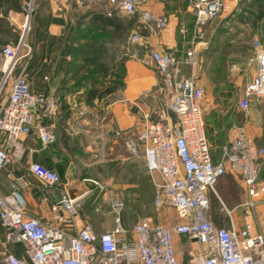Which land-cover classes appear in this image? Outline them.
I'll return each instance as SVG.
<instances>
[{
  "label": "built area",
  "instance_id": "1",
  "mask_svg": "<svg viewBox=\"0 0 264 264\" xmlns=\"http://www.w3.org/2000/svg\"><path fill=\"white\" fill-rule=\"evenodd\" d=\"M102 7L108 16L115 11L132 15L138 0H90ZM194 15L193 34L184 54L176 56L160 50H150V60L163 81L161 105L155 119L145 115L146 122L137 139L143 144V158L154 186L156 209L172 208L177 221L171 224L143 217L134 223L130 232L121 221L123 201L114 197L109 205L115 213L110 230L95 233L84 223L75 234L59 227L45 225L24 214V199L17 192L4 194L0 190V222L7 230V240L19 243L23 255L5 254L2 264H264V214L256 211L264 204V181L260 179L264 149L259 148L242 126H233L234 136L223 148L217 161L213 160L204 121V89L196 71L207 24L230 12L226 0H187ZM82 6L83 0H77ZM36 4L27 0L22 6V21L15 25V40L0 49V133L5 143L0 148V169L9 160L20 158L23 152L21 136L35 126L42 145L55 141L53 133L42 123L59 108L57 98L33 93L26 70L33 49L29 42L32 16ZM141 25L150 31L161 30L168 16L142 11ZM131 44H143L138 31L129 35ZM257 63L256 94L264 96V41L254 46ZM190 69L188 74L182 70ZM247 90L239 106L248 108ZM37 122V123H36ZM135 151V142L126 141ZM30 172L47 185L60 182L59 174L48 167L32 163ZM226 171L241 178L245 200L238 206L243 223L238 226L231 210L224 206L228 226L216 225L209 216V197L215 192L217 180ZM93 183L100 189L99 182ZM80 197L61 191L59 205L66 211L62 222L78 215ZM75 223V221H73ZM196 240L200 253L188 261H179L175 252V236Z\"/></svg>",
  "mask_w": 264,
  "mask_h": 264
},
{
  "label": "crops",
  "instance_id": "2",
  "mask_svg": "<svg viewBox=\"0 0 264 264\" xmlns=\"http://www.w3.org/2000/svg\"><path fill=\"white\" fill-rule=\"evenodd\" d=\"M226 1L229 6L234 7L241 0ZM23 2L24 0H18L20 9L14 8L10 3L0 5V46L15 40V25L22 21ZM83 3L79 6L77 0L35 2L32 31L29 35L33 54L26 70V78L33 93L55 97L60 103L62 100L63 105L55 115L42 120L55 137L53 143L42 145L34 126L29 134L20 138L23 143L21 157L13 158L9 152V160L0 169V190L4 194H21L27 217L36 218L45 225L62 228L68 234L77 233L84 223L89 224L97 234L110 230L114 225L115 213L110 208L109 200L114 197L123 201L121 221L130 232L134 223L143 217L171 224L175 222H170L172 214L169 210L172 208L156 209L154 206L153 182L143 158V144L137 139L138 132L146 122L144 116L149 115L151 118L153 114L155 117L156 110L149 111L150 105L146 100H141L156 80L153 72L135 57L128 60L125 86L119 98L105 103L102 98L86 102L79 95L83 93V87L77 92V96L74 95L75 90L71 84L73 80L66 76L74 46V13L84 9L82 14H106L102 7L90 0H83ZM142 11L167 15L168 23L156 32L140 24V28L130 27V34L138 31L143 36V44L134 45L138 54L146 53L150 56L152 49L178 57L184 54L190 45L189 37H192L194 25V15L187 0H138L134 14L139 17ZM114 13L119 16V11ZM189 21L192 22V27L187 31L185 27ZM257 41H264V26L258 32ZM183 42L186 44L184 48ZM254 46L252 53H248L246 62L239 64V68L244 67L242 77L237 79L234 78L237 74L228 75L229 82L219 85L213 98L215 106L224 110L223 115L227 113L230 123L223 136H209L206 132L214 161L219 159L223 148L233 138V126H242L256 146L264 149V96L256 94L258 84ZM205 48L201 52V58ZM131 52L134 56L135 50ZM247 90L250 95L248 108L244 110L239 107V101ZM206 101H209L208 96ZM159 104L161 105V98ZM232 106L236 109L239 107V110L233 112ZM128 140L135 142L136 150L132 154L127 150ZM4 143L5 136L0 133V148ZM260 161V179L264 181V154ZM32 163L55 170L60 176V182L50 186L39 180L29 170ZM109 169L111 175H108ZM122 175L125 177H121ZM90 179L99 182L102 189L90 183ZM62 190L73 197H80L78 215L67 223L62 222L66 211L58 203ZM214 190L209 197V216L212 221L218 226H228L226 213L219 212L224 206L231 210L233 220L241 226L244 218L238 206L246 197L241 178L226 171L217 180ZM234 190L237 192L236 198L231 195ZM222 198L226 200L228 207ZM256 211L264 214V204H259ZM6 235L7 230L0 222V264L5 254L23 255L22 245L7 240ZM174 243L179 261H188L191 255L200 253V244L187 236H175Z\"/></svg>",
  "mask_w": 264,
  "mask_h": 264
},
{
  "label": "rangeland",
  "instance_id": "3",
  "mask_svg": "<svg viewBox=\"0 0 264 264\" xmlns=\"http://www.w3.org/2000/svg\"><path fill=\"white\" fill-rule=\"evenodd\" d=\"M26 1L27 0H24L23 5ZM34 2H36V0H34ZM82 10L84 9L74 13V51L77 52L79 49L85 48L88 44L93 42L104 44L105 55L103 56V60H105L104 62L108 64L113 72L112 76L115 82V90L113 93L103 96L102 102L105 103L119 98V95L121 94L120 92L125 86L124 80L128 73V60L135 57L142 65L151 70L154 77H156L153 86L150 87L145 96L141 97V100H146L147 104L150 105L151 109L149 111L157 110L160 107L159 98L162 97L163 81L154 64L149 61V55L146 53L138 54L137 49H135L134 46L135 44L129 42L131 28H129L122 37L117 39L109 38L99 30L87 27L86 19L82 17V13L84 12ZM262 10H264L263 0H241L238 1L234 7L230 6V12L223 14V16L221 15L222 17H216L211 20L208 26H206L204 36L206 50L203 53V57L201 58L196 71L199 73L200 84L204 89V121L205 129L209 136H223L227 133L230 127L227 113H225L226 115H223L222 112H224V110L215 106V100L213 98H215V93L218 90L219 85L229 82L228 80L230 77L228 75L237 74L234 77L237 79L242 77L241 74L244 72V67L239 68V64H244L246 62L248 53H252L253 46L258 38V32L260 30L262 31L264 26V16L262 20L258 18V14ZM119 16L126 20V22L132 19L133 28L141 27V24L137 19V14L128 15L119 11ZM191 27L192 22L189 21L185 30L190 31ZM12 32L14 34V30H12ZM4 45L6 44H1L0 49ZM185 45L186 44L183 42V48ZM133 50H135L134 56L131 54V51ZM1 63L2 58L0 57V64ZM74 65H81V63L76 59ZM182 71L188 74L190 69L184 67ZM71 84L72 86L76 85L74 81ZM77 92H79V90H75L74 95L76 94L77 96ZM79 95L83 96V93ZM206 96H208V102L206 101ZM62 105L63 103L61 100L59 108ZM239 107L236 109L232 106L231 110L235 112L236 110H239ZM141 119L143 120V118ZM150 119H155L153 114H151ZM127 150L131 154L133 153L128 147ZM111 174L112 172L110 170L108 175ZM121 177L125 176L122 175ZM93 181L96 180H89V182L94 185ZM231 195L236 198L237 192L234 190L231 192ZM222 200L225 203V206L228 207L226 200H224V198H222ZM169 211L172 214L170 222L176 221L177 218L175 217L173 209ZM166 212H168V210ZM219 212L225 214L224 209ZM194 256L196 255H191L190 259Z\"/></svg>",
  "mask_w": 264,
  "mask_h": 264
},
{
  "label": "trees",
  "instance_id": "4",
  "mask_svg": "<svg viewBox=\"0 0 264 264\" xmlns=\"http://www.w3.org/2000/svg\"><path fill=\"white\" fill-rule=\"evenodd\" d=\"M4 3H10L14 8L20 9L18 0H0V5ZM263 16L264 10L259 12L258 18L261 19ZM82 17L88 20V23H86L88 28L99 30L112 39L122 37L132 27V19L126 22L115 13L108 16L100 12H88L83 14ZM104 55L105 46L102 43L93 42L77 52L74 51V46L72 47L66 76L76 83V85H73V90L84 88L83 98L86 102L94 99L99 100L115 90L113 72L108 64L104 62ZM76 59L80 61L81 65H74Z\"/></svg>",
  "mask_w": 264,
  "mask_h": 264
},
{
  "label": "water",
  "instance_id": "5",
  "mask_svg": "<svg viewBox=\"0 0 264 264\" xmlns=\"http://www.w3.org/2000/svg\"><path fill=\"white\" fill-rule=\"evenodd\" d=\"M71 196V195H70ZM71 197H73V196H71Z\"/></svg>",
  "mask_w": 264,
  "mask_h": 264
}]
</instances>
